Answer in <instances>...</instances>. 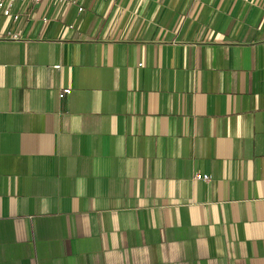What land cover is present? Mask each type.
Here are the masks:
<instances>
[{
  "label": "crops",
  "instance_id": "crops-1",
  "mask_svg": "<svg viewBox=\"0 0 264 264\" xmlns=\"http://www.w3.org/2000/svg\"><path fill=\"white\" fill-rule=\"evenodd\" d=\"M12 15L0 264H264V0Z\"/></svg>",
  "mask_w": 264,
  "mask_h": 264
},
{
  "label": "built area",
  "instance_id": "built-area-1",
  "mask_svg": "<svg viewBox=\"0 0 264 264\" xmlns=\"http://www.w3.org/2000/svg\"><path fill=\"white\" fill-rule=\"evenodd\" d=\"M17 1H29L31 3H39L41 0H0V14L3 15L4 17L7 18H12L13 20H15L17 18L16 15H12V9L13 6L15 4V2ZM61 1V0H58ZM77 2V0H71V3L75 4ZM78 11H82V8H78ZM12 39H17L18 38V34H14L11 37ZM71 91L70 89H63L60 93H59V97H63L64 95L69 94ZM195 180H202V181H208L209 177L208 175H202V174H196L195 175Z\"/></svg>",
  "mask_w": 264,
  "mask_h": 264
}]
</instances>
